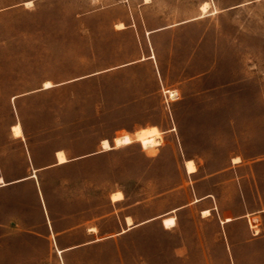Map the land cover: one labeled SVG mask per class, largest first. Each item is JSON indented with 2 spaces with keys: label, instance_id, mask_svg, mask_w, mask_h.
Masks as SVG:
<instances>
[{
  "label": "rangeland",
  "instance_id": "rangeland-1",
  "mask_svg": "<svg viewBox=\"0 0 264 264\" xmlns=\"http://www.w3.org/2000/svg\"><path fill=\"white\" fill-rule=\"evenodd\" d=\"M0 177V264H264V0H0Z\"/></svg>",
  "mask_w": 264,
  "mask_h": 264
},
{
  "label": "bare ground",
  "instance_id": "bare-ground-1",
  "mask_svg": "<svg viewBox=\"0 0 264 264\" xmlns=\"http://www.w3.org/2000/svg\"><path fill=\"white\" fill-rule=\"evenodd\" d=\"M207 6H208V3H205L203 5L204 11L207 8ZM119 25L121 27H124L123 24H119ZM45 87L46 88L52 87V84L50 82H46ZM169 93H171L170 95H172L174 97L178 92H177V90H170ZM12 131H13L14 135L17 137H20L23 135V130H22V127L19 123L12 125ZM135 138L146 149L151 148V147H155V146H159L162 144V133L160 132V130L156 126H150V127L140 129L139 131H137L135 133ZM102 147L104 149H110L111 148L110 142L107 139H104L102 141ZM57 159H58L59 163H65L68 161L66 153L63 150L57 151ZM236 159H238V161L240 160L239 158H236ZM185 166H186L188 173H195L197 171L196 164H195L194 160H192V159L186 160ZM0 182H4V179L2 177H0ZM122 198H123V194L120 191L114 192L112 194V200L113 201H119ZM196 201H198V199H196ZM210 214H211L210 209H206L203 211L204 216H208ZM230 220H231V218L226 219V221H230ZM126 221H127L128 226H129V229L135 226L131 217L128 216L126 218ZM163 223H164V226L166 228H172L176 225V219L174 216H169V217L164 218ZM255 225L256 224H254L252 226H255ZM95 231H96L95 227L90 228L91 233H93ZM124 231H126V230H124ZM59 252H62V250H59Z\"/></svg>",
  "mask_w": 264,
  "mask_h": 264
},
{
  "label": "crops",
  "instance_id": "crops-1",
  "mask_svg": "<svg viewBox=\"0 0 264 264\" xmlns=\"http://www.w3.org/2000/svg\"><path fill=\"white\" fill-rule=\"evenodd\" d=\"M68 161H69V159H68ZM61 164H64V163H59L58 162V159H57V161L54 163V164H51L50 166H48L47 168H49V167H53V166H56V165H61ZM37 171V170H36ZM35 174V173H34ZM34 174H32L31 176H29V177H26V178H22V179H19V180H17V181H14V182H10L9 184H13V183H17V182H22V181H25V180H27V179H29V178H32V177H35L36 176V174L34 175ZM6 185V184H5ZM203 199V198H202ZM202 199H198V201H200V200H202ZM204 210H206V209H204ZM203 210V211H204ZM211 211V210H210ZM264 212V211H263ZM249 215V213L248 214H244V215H242V216H248ZM242 216H240V217H242ZM228 218H230V217H228ZM227 219V218H226ZM231 221H233V219L231 218V220L230 221H225V222H231ZM62 251H64V250H62Z\"/></svg>",
  "mask_w": 264,
  "mask_h": 264
},
{
  "label": "trees",
  "instance_id": "trees-1",
  "mask_svg": "<svg viewBox=\"0 0 264 264\" xmlns=\"http://www.w3.org/2000/svg\"><path fill=\"white\" fill-rule=\"evenodd\" d=\"M68 162H69V161H67V162H65V163H68ZM65 163H64V164H65Z\"/></svg>",
  "mask_w": 264,
  "mask_h": 264
}]
</instances>
